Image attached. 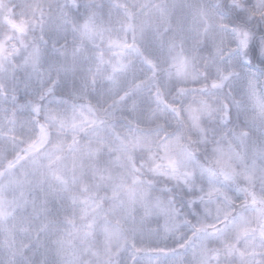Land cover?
Segmentation results:
<instances>
[{
    "label": "clouds",
    "instance_id": "1",
    "mask_svg": "<svg viewBox=\"0 0 264 264\" xmlns=\"http://www.w3.org/2000/svg\"><path fill=\"white\" fill-rule=\"evenodd\" d=\"M0 264H264V0H0Z\"/></svg>",
    "mask_w": 264,
    "mask_h": 264
}]
</instances>
